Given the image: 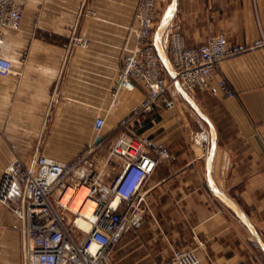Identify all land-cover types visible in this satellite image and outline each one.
Masks as SVG:
<instances>
[{
	"label": "crops",
	"instance_id": "crops-1",
	"mask_svg": "<svg viewBox=\"0 0 264 264\" xmlns=\"http://www.w3.org/2000/svg\"><path fill=\"white\" fill-rule=\"evenodd\" d=\"M18 1L21 26L4 30L0 51L12 63L0 76V174L14 157L72 159L98 136L119 133L120 120L144 97L142 86L111 95L122 58L137 43L139 0ZM172 2L156 0L155 47L157 26ZM166 26L179 29L188 47L227 37L228 54L214 80L191 98L213 126L212 184L264 241V0H175L161 48ZM75 37L88 44L75 45ZM220 78L233 96L223 94ZM170 92L176 94L173 106L155 105L127 129L167 143L171 157L144 183V224L124 233L112 258L163 264L183 248L204 264H264L248 225L208 189L210 124L190 113L175 83ZM97 117L104 118L98 133ZM21 200L15 184L8 204L0 203V264H26Z\"/></svg>",
	"mask_w": 264,
	"mask_h": 264
},
{
	"label": "built area",
	"instance_id": "built-area-1",
	"mask_svg": "<svg viewBox=\"0 0 264 264\" xmlns=\"http://www.w3.org/2000/svg\"><path fill=\"white\" fill-rule=\"evenodd\" d=\"M23 8L18 0H0V51L4 30L18 29ZM135 19L137 43L121 61L111 91L144 89L140 104L119 122V133L101 137L70 160L34 154L27 162L14 157L0 174V203L8 204L15 184L22 189L25 220L26 264H111L115 247L124 233L145 222L144 183L161 161L171 157L169 145L127 129L155 105L171 107L176 94L153 38L157 25L156 0H139ZM75 45L87 40L75 37ZM163 53L181 84L191 96L209 88L221 60L228 54V41L218 34L197 47H188L179 29L166 26ZM12 69L0 54V76ZM226 97L234 95L224 78L217 80ZM167 94V96H165ZM104 118L93 127L98 133ZM87 225L83 228L80 223ZM163 264H204L192 249L177 248Z\"/></svg>",
	"mask_w": 264,
	"mask_h": 264
},
{
	"label": "water",
	"instance_id": "water-1",
	"mask_svg": "<svg viewBox=\"0 0 264 264\" xmlns=\"http://www.w3.org/2000/svg\"><path fill=\"white\" fill-rule=\"evenodd\" d=\"M175 8V0H173V2L169 5V7L167 8V10L164 12L159 25L157 26L156 29V49L159 53L161 62L163 64V66L165 67L168 75L170 76V78L173 80V82L175 83V85L181 90V92L183 93L185 99L189 102V104L192 106V108L195 110V112L206 122H208L211 126L212 132H213V126L211 125L209 119L201 112V110L198 108V106L194 103V101L192 100L191 96L184 90L182 89V87L180 86V83L178 81V79L176 78L170 64L169 61L167 59V57L165 56V54L163 53V49L161 48L159 41H160V36H161V32L163 27L165 26V24L167 23V20L170 16V14L172 13L173 9ZM101 136H98L95 140L96 143H98L99 141H101ZM215 145V135L214 132L212 134V138H211V145L209 148V154H208V162H207V169H208V182H209V186L208 189L212 192H214L215 194H217L224 202H226L227 204H229L232 208H234V210L239 214V216L241 217V219L248 225L249 229L251 230L253 236L255 237V239L257 240V242L259 243L260 247L262 250H264V241H262L260 235L258 234L257 230L255 229V227L253 226V224L250 222L249 218L247 217V215L237 206V204L230 199L224 192H222L220 189H218L216 186H214L211 182V168H210V164H211V160H212V155H213V148Z\"/></svg>",
	"mask_w": 264,
	"mask_h": 264
},
{
	"label": "rangeland",
	"instance_id": "rangeland-1",
	"mask_svg": "<svg viewBox=\"0 0 264 264\" xmlns=\"http://www.w3.org/2000/svg\"><path fill=\"white\" fill-rule=\"evenodd\" d=\"M168 74V73H167ZM168 77L170 78V76L168 75ZM189 103V102H187ZM188 108H189V111L190 113L196 117L197 116V113L195 112V110L192 108V106L190 104H188ZM170 258V257H169ZM167 258L164 262H167V260L169 259ZM129 263H132V261H129ZM111 264H128V261L126 260H118L117 258H112V261H111Z\"/></svg>",
	"mask_w": 264,
	"mask_h": 264
},
{
	"label": "bare ground",
	"instance_id": "bare-ground-1",
	"mask_svg": "<svg viewBox=\"0 0 264 264\" xmlns=\"http://www.w3.org/2000/svg\"><path fill=\"white\" fill-rule=\"evenodd\" d=\"M80 225L83 227V228H85V229H87L88 227H87V225L86 224H84V223H80Z\"/></svg>",
	"mask_w": 264,
	"mask_h": 264
}]
</instances>
